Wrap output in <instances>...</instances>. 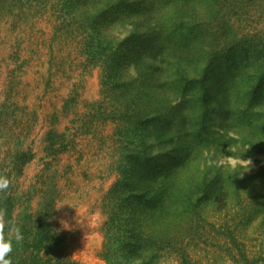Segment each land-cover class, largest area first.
<instances>
[{"label": "trees", "instance_id": "obj_1", "mask_svg": "<svg viewBox=\"0 0 264 264\" xmlns=\"http://www.w3.org/2000/svg\"><path fill=\"white\" fill-rule=\"evenodd\" d=\"M42 1L0 0V175L11 181L0 214L23 236L13 264H84L69 254L57 205L109 168L106 264H264V166L209 157L214 147L264 157V0H57L56 56L26 26L53 9ZM95 68L101 97L80 109ZM219 133L241 151L211 141ZM39 139L43 167L25 189ZM105 148L109 164L97 166Z\"/></svg>", "mask_w": 264, "mask_h": 264}, {"label": "rangeland", "instance_id": "obj_2", "mask_svg": "<svg viewBox=\"0 0 264 264\" xmlns=\"http://www.w3.org/2000/svg\"><path fill=\"white\" fill-rule=\"evenodd\" d=\"M57 0H43L40 4L46 7H52L53 9H48L47 13L43 16L38 14L37 18L34 20H29V23L26 24L28 29H34L36 31L41 32L40 40H44L41 42L46 46H51V52L53 55L58 54V49L60 46H65V40H58L55 42L53 40V28L61 25V19L58 20L62 15V9H57L55 5L57 4ZM39 10V9H38ZM56 10H59L58 12ZM42 11V10H41ZM45 11L43 10L42 13ZM53 13V14H52ZM238 15H242L238 13ZM58 17V19H57ZM247 17V16H245ZM30 18V17H29ZM241 30L244 33H251L253 30L252 26H247L246 24L241 25ZM39 37V36H38ZM60 45V46H59ZM71 46L75 48V46ZM43 54L47 60L49 59L50 49L45 48L43 50ZM61 55V54H60ZM57 58V57H56ZM102 70L100 68H95L91 72L86 75L84 81V88L81 89V103L79 108L82 109L85 103H94L101 97V76ZM77 78V77H75ZM64 81V80H63ZM62 81V82H63ZM74 81L65 82L60 88V92L58 97L62 100L67 97L71 84ZM66 124V123H65ZM62 125V128L64 125ZM205 130L209 128L208 121L205 123ZM111 128L103 127L101 132L102 134L105 132L106 134L111 133ZM232 128V126H231ZM60 129V128H59ZM224 129V128H222ZM216 133V131H215ZM235 137L224 136L222 133L219 135H213L212 140L214 139L218 141H227L229 143H234L238 149L241 151V143L239 140L234 139ZM97 140H94L93 144L95 145ZM43 140L39 139L37 142L38 156L37 158L27 166L25 170L24 176L21 178L20 185L22 188L27 189L35 179V176L39 173V171L43 167ZM87 147V146H86ZM92 147V146H91ZM235 152V151H234ZM112 153L107 150V148L103 150H99V159L98 165L109 164L108 160L112 157ZM209 157L214 159H219V165L223 163H228V158H231L232 161L235 162V166L233 167L229 164L233 169L236 167L249 168L245 172H248L250 169L259 170L260 167L264 166V157L257 155L253 156L249 159H243L242 154H237L236 156H230L228 153L220 154V151L217 147H214L212 151L209 153ZM66 156L62 155L60 158V162L65 161ZM223 161V163H221ZM112 165V161H111ZM105 176V177H104ZM102 176L104 178L94 179L92 182L85 180L83 177L78 179L74 186L65 192L63 199L57 205V215H56V223L59 228L65 232L68 236V251L71 257L80 261L84 264H106L100 257V251L103 244V235L100 232L102 227L104 216L101 211V197L109 188V185L114 180V172H110V168L106 171V175ZM70 189V190H69ZM60 208V209H59ZM62 220L68 221L69 224L72 225L73 230L65 229L61 223ZM170 264H178L175 259L171 260ZM219 264H224L220 262ZM226 264H231L230 262Z\"/></svg>", "mask_w": 264, "mask_h": 264}, {"label": "clouds", "instance_id": "obj_3", "mask_svg": "<svg viewBox=\"0 0 264 264\" xmlns=\"http://www.w3.org/2000/svg\"><path fill=\"white\" fill-rule=\"evenodd\" d=\"M228 162L233 167L235 166V162L231 158H228ZM10 187L9 177L0 175V193H7ZM61 223L65 229L73 230L68 221L62 220ZM22 239L20 228L13 221L4 220L3 215L0 214V264H13V260L9 255L13 252V241L19 242Z\"/></svg>", "mask_w": 264, "mask_h": 264}]
</instances>
